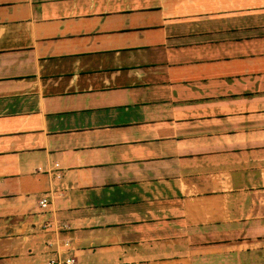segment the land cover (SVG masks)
I'll return each mask as SVG.
<instances>
[{
	"label": "crops",
	"instance_id": "0c3cea01",
	"mask_svg": "<svg viewBox=\"0 0 264 264\" xmlns=\"http://www.w3.org/2000/svg\"><path fill=\"white\" fill-rule=\"evenodd\" d=\"M68 253L264 264V0H0V264Z\"/></svg>",
	"mask_w": 264,
	"mask_h": 264
},
{
	"label": "built area",
	"instance_id": "2783aa9c",
	"mask_svg": "<svg viewBox=\"0 0 264 264\" xmlns=\"http://www.w3.org/2000/svg\"><path fill=\"white\" fill-rule=\"evenodd\" d=\"M48 204L46 198H41L38 201V205L43 208L46 207ZM45 264H77L76 258L68 253L67 255H56L55 257H52L46 261Z\"/></svg>",
	"mask_w": 264,
	"mask_h": 264
}]
</instances>
